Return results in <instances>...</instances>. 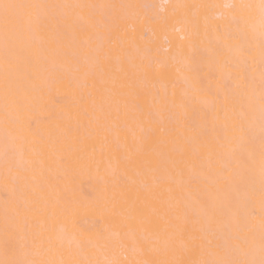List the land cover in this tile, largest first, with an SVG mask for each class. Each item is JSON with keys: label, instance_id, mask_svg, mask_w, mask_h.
<instances>
[{"label": "snow or ice", "instance_id": "6c2138e0", "mask_svg": "<svg viewBox=\"0 0 264 264\" xmlns=\"http://www.w3.org/2000/svg\"><path fill=\"white\" fill-rule=\"evenodd\" d=\"M153 7L0 0V264H264V0Z\"/></svg>", "mask_w": 264, "mask_h": 264}, {"label": "bare ground", "instance_id": "6f19581e", "mask_svg": "<svg viewBox=\"0 0 264 264\" xmlns=\"http://www.w3.org/2000/svg\"><path fill=\"white\" fill-rule=\"evenodd\" d=\"M117 2L127 3H140L154 5L155 7L149 9V13L159 16L161 18H168L169 23L166 29H158V38L163 47H167L171 42L175 45L181 43L180 37L186 36L190 31V28L182 20V13L180 10L176 11L173 15L172 5L176 4H193V3H222L225 0H117ZM54 103H65L62 93L54 94ZM78 182L82 184L84 188H90L95 183L94 173H89L87 170L81 172L78 177Z\"/></svg>", "mask_w": 264, "mask_h": 264}]
</instances>
